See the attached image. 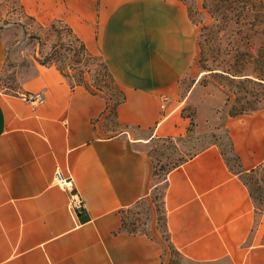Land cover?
<instances>
[{
    "label": "crops",
    "instance_id": "crops-1",
    "mask_svg": "<svg viewBox=\"0 0 264 264\" xmlns=\"http://www.w3.org/2000/svg\"><path fill=\"white\" fill-rule=\"evenodd\" d=\"M71 27L103 57L125 101L114 125L104 98L38 63L23 91L43 102L0 92V264H161L160 245L125 230L123 214L155 188L150 144L189 128L182 110L193 92L178 99L196 27L178 0H103L97 33ZM5 59L0 36V77ZM230 130L243 170L263 164L264 124L249 118ZM57 169L73 177L82 213L54 185ZM164 210L170 242L191 264H264L253 199L216 146L167 174Z\"/></svg>",
    "mask_w": 264,
    "mask_h": 264
},
{
    "label": "rangeland",
    "instance_id": "rangeland-1",
    "mask_svg": "<svg viewBox=\"0 0 264 264\" xmlns=\"http://www.w3.org/2000/svg\"><path fill=\"white\" fill-rule=\"evenodd\" d=\"M102 3L103 0H0V36L6 43V59L0 77V92L19 97L24 94V83L35 75L36 58L42 59L50 52L52 46L58 43V38L55 35L49 36L46 29L54 20H63L70 24L80 35L97 33L94 26L98 21ZM187 5L192 10V20L198 24L192 23L196 27L197 54L194 66L180 82L178 100L184 102V96L193 92L188 100L186 99L182 110V116L190 118V131H187L184 137L155 140L150 144L148 151L152 168L150 184L155 188L148 200L123 214L126 230L145 232L160 245L163 251L161 264H191L176 251L167 233L162 202L167 172L180 162L211 146H216L231 169L237 172L239 167L231 153L233 135L230 128L234 129L249 118L264 124L263 110L236 118L230 117L233 102L227 101V96L230 95L231 88L224 83L225 88L222 89L211 78L203 81L204 73L199 64L201 52L199 40L201 27L209 25L212 21L203 12L196 13L195 10L201 9L200 0L189 1ZM185 8L187 11L186 6ZM57 25L58 28L64 26ZM235 28L233 27L232 30ZM250 36H252L251 40ZM219 37L221 40L212 44L209 54L219 53L221 57L233 63L243 64L250 55L257 58L259 51L264 52V32L236 33L230 30L221 33ZM62 67L68 72V61L62 64ZM91 68L95 70L98 66L93 65ZM90 84L93 85V82L91 81ZM119 90H122L120 86ZM104 93L111 99L107 101L113 103L111 95L114 92L105 90ZM248 146V140L243 141L242 152H245ZM242 180L248 186L255 206L254 235H258L257 243L264 245V169L251 177L243 175ZM219 264H229V262L223 261Z\"/></svg>",
    "mask_w": 264,
    "mask_h": 264
},
{
    "label": "trees",
    "instance_id": "trees-1",
    "mask_svg": "<svg viewBox=\"0 0 264 264\" xmlns=\"http://www.w3.org/2000/svg\"><path fill=\"white\" fill-rule=\"evenodd\" d=\"M178 1L182 2L187 7L188 15L192 23L198 25L194 22V20H192V10L187 5L189 1L196 2L197 0ZM200 1L201 9L198 8L195 10L196 13L202 14L203 12L212 21L209 25H203L201 27V36L199 40V47L201 48L199 64L204 73L203 81H205L206 78H211L218 83L220 88L224 89L225 86L231 88L230 95L227 96V101L232 100L233 102L229 113V116L232 118L247 115L259 110L264 111V52L259 51V56L257 58L250 55L249 59L243 64L233 63L228 59H224L219 55V53L212 55L208 52L211 49L212 44H214L217 40H221L219 35L226 31L231 30L236 33L255 31V33H263L264 0ZM57 24L64 26H60L59 28L62 29L59 30ZM233 27H236L235 30H232ZM46 29L47 32H49V36L55 35V37L58 38V43L52 46L50 52L44 55L42 59L36 58L37 63L42 66L55 67L73 87L82 86L90 94L104 98L108 106V113L106 117L107 121L112 123L114 122V124L117 123V110L118 107L125 101V95L122 90H119V86L105 60L101 56L92 54L88 50L86 44L75 34L72 27L63 20H54ZM251 37L252 36H250V40ZM234 43H238V41H234ZM236 56L237 55H234V57ZM66 61H68V72H66L62 67V64ZM93 65L98 66V69H92L91 67ZM91 81L93 82V85L90 84ZM224 83L226 84L225 86ZM105 90L110 93L112 91L114 92L111 95L113 103L110 104L107 101L110 98L104 93ZM187 131L189 132L190 128H188ZM170 138L172 137L159 138L156 140ZM231 153L234 161L239 167L237 172H234L231 169L228 161L224 158L222 153L221 155L223 156V159L229 169L239 175L241 181L249 190L246 183L242 180V176H254L258 171L264 169V163L250 171H245L242 168L241 157L236 151L233 142H231ZM197 154L193 155L191 158ZM189 159L175 165L167 172V174L176 168H179ZM165 182L167 188V175ZM165 193L166 189L162 199L163 208ZM143 202L138 203L136 206L142 204ZM123 227L125 229L124 218ZM127 231L131 234H147L145 232H135L134 230Z\"/></svg>",
    "mask_w": 264,
    "mask_h": 264
},
{
    "label": "built area",
    "instance_id": "built-area-1",
    "mask_svg": "<svg viewBox=\"0 0 264 264\" xmlns=\"http://www.w3.org/2000/svg\"><path fill=\"white\" fill-rule=\"evenodd\" d=\"M21 97L23 100L33 104L41 103L44 100L41 93L22 94ZM53 183L57 187L69 193L68 208L71 210V212H73L75 215L82 213L84 210V201L75 187L73 177L71 175H66L60 169H57L54 174Z\"/></svg>",
    "mask_w": 264,
    "mask_h": 264
}]
</instances>
